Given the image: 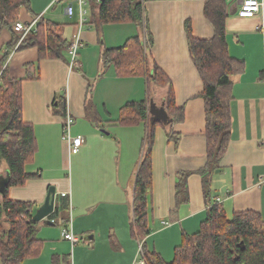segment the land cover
<instances>
[{"label":"crops","instance_id":"0c3cea01","mask_svg":"<svg viewBox=\"0 0 264 264\" xmlns=\"http://www.w3.org/2000/svg\"><path fill=\"white\" fill-rule=\"evenodd\" d=\"M27 1L28 8L21 9L26 13L21 16L20 10L16 21L29 24L41 17L64 25L62 38L71 43L78 34L81 45L74 69L68 67L67 53L64 61L38 62L35 48L14 50V46L9 52L7 71L11 79L23 81L22 118L33 127L37 143L33 163L26 171L38 172L39 177L23 187L10 188L8 196L14 201L35 204L37 209L46 190L53 185L56 208L62 199L69 206L67 212L59 211L56 216L61 228L52 223L58 229L40 230L41 224L37 225L40 251L22 264H138L141 245L130 227L142 139L152 117L148 113L147 125L119 126L112 122L128 102L147 98L148 106L153 103L165 109L167 90L153 87L147 92L144 78L117 77L113 66L104 68L100 59L106 49L119 48L136 36L147 46L150 65H156L169 79L174 104L183 108L184 115L181 123L171 120L170 124L154 127L145 249L170 262L174 250L185 237L197 232L207 208L214 204L220 205L228 217L233 212L249 210L264 220V44L257 31L262 21L260 15L240 18L235 14L240 0H224L227 51L243 63L244 70L231 78L230 140L219 169L207 176L205 199L200 172L207 163L204 104L200 97L203 84L189 57L185 25L189 22L195 38L207 40L213 36V28L203 16L207 0L148 2L142 26L98 24L97 3L92 0L95 5L88 3L86 21L80 30L77 7L73 16L65 13L74 0H63L64 4L55 0ZM56 5L60 6L59 13ZM8 34L2 56L12 38ZM61 98L65 100V114L75 122L70 134L83 140L76 154H69L61 142L63 118L51 108ZM67 157L69 164L65 165ZM184 174L188 200L176 207L175 188ZM1 178H6V171ZM174 209L175 214L171 213ZM171 216L176 221H169ZM67 225L78 239L74 245L62 237Z\"/></svg>","mask_w":264,"mask_h":264},{"label":"trees","instance_id":"16d2710c","mask_svg":"<svg viewBox=\"0 0 264 264\" xmlns=\"http://www.w3.org/2000/svg\"><path fill=\"white\" fill-rule=\"evenodd\" d=\"M162 0H103L97 4L98 24L133 23L142 26L145 4ZM22 8H28L27 0H0V34L8 31L12 38L6 44L0 59V176L6 171L7 182L0 191V262L1 264H22L25 259L35 257L41 247L36 237L38 223L32 222L35 204L11 200L10 188L23 187L27 181L39 177L26 171L37 151V143L31 124L25 122L21 111V83L9 77L6 62L9 52L17 44L18 36L12 25ZM203 16L213 28L210 39L195 38L186 23L189 57L203 84L200 97L204 104V135L207 163L201 176L203 195L208 197V175L219 169V163L227 151L231 118L229 104L232 100L231 78L241 74L244 65L229 56L225 39L227 5L224 0H207ZM64 25L38 18L35 31L28 35L18 49L35 48L38 62L45 59L65 60L70 43L62 38ZM145 46L140 37L128 39L123 46L106 49L101 54L104 68L113 66L117 77H142L146 90L153 87L166 88L165 111L174 123L183 121V108L174 104L169 79L156 65H150ZM55 107L65 114V100L61 98ZM148 99L128 102L120 108L119 117L112 122L119 126L147 125ZM161 124L154 121L148 125L150 136L145 140L134 187L133 222L130 230L141 245L144 264H264V220L254 211L233 212L228 217L220 205H210L205 218L194 234L185 237L174 250V257L166 262L153 251L148 252L144 239L149 235L146 219L147 195L151 187V150L154 127ZM175 188V206L188 200L185 178ZM68 201L62 199L59 208L48 218L55 224L59 211L67 212ZM176 213L175 209L171 212ZM171 216L169 221H176ZM66 220V219H65ZM64 220V221H65Z\"/></svg>","mask_w":264,"mask_h":264},{"label":"built area","instance_id":"2783aa9c","mask_svg":"<svg viewBox=\"0 0 264 264\" xmlns=\"http://www.w3.org/2000/svg\"><path fill=\"white\" fill-rule=\"evenodd\" d=\"M61 0H55V2H59ZM101 0H95L98 4ZM74 4L77 7L78 12V30H80L83 25L85 24V17L87 15V7L88 2L86 0H74ZM264 0H240L238 8L235 14L240 18H251L256 15H260L262 17V21L257 26V31L261 35L264 44ZM65 13L67 16L74 15V7L69 5L65 8ZM37 23V19H35L31 23H23L20 21H15L12 25L13 31L18 36L17 44L15 45V49H18L21 45L22 41L35 29ZM80 43L78 40V34L73 36V41L70 43V48L67 52L69 59H70V68L77 66L76 56L77 50L80 47ZM10 55V54H9ZM9 58V57H8ZM7 65V64H6ZM1 77V72H0ZM72 125L71 116L65 114L63 119V126H62V140L66 142L67 151L69 154H76L79 151L80 146L83 143V140L80 136L72 137L70 134V129ZM62 197H65L66 194H61ZM62 237L64 240L68 241L70 244L74 245L78 242V239L72 234L69 226L67 225L65 229L62 231ZM139 252L141 253V248H139ZM138 264H144V260L142 257V253L140 256V260Z\"/></svg>","mask_w":264,"mask_h":264},{"label":"water","instance_id":"95a60500","mask_svg":"<svg viewBox=\"0 0 264 264\" xmlns=\"http://www.w3.org/2000/svg\"><path fill=\"white\" fill-rule=\"evenodd\" d=\"M103 0H101L102 2ZM148 113L152 117L150 119L151 124L154 121H162L161 123H171V119L167 115L165 109L163 106L157 107L153 103H150L148 106ZM217 172V171H216ZM7 182V178H1L0 176V191L2 192L5 184ZM56 194H55V188L49 187L45 196V199L43 203L35 210L33 216H32V222L34 223H40L43 220L48 219L56 209ZM52 221L49 220L48 225H52Z\"/></svg>","mask_w":264,"mask_h":264},{"label":"rangeland","instance_id":"374dc122","mask_svg":"<svg viewBox=\"0 0 264 264\" xmlns=\"http://www.w3.org/2000/svg\"><path fill=\"white\" fill-rule=\"evenodd\" d=\"M87 2H88V0H86ZM69 2H72V1H69ZM59 3H61V4H64L65 3V1H63V0H61V1H59ZM88 3H90L92 6H94L95 4H94V2L92 1V0H90V2H88ZM73 4V7L74 8H76V6H75V4L74 3H72ZM67 5V4H66ZM57 6V8H58V13L60 12V6L59 5H56ZM59 6V7H58ZM76 10V9H75ZM51 12H52V10H51ZM25 14L26 12H25V10H21V16H22V14ZM28 16V15H27ZM75 18H76V14H75V16H74ZM85 19H86V17H85ZM68 27H69V25H67ZM66 37H69V34H66ZM7 39H9V34H8V32L7 31H3L2 33H1V35H0V58H1V56H2V53H3V51H4V46H3V44L4 43H6V40ZM11 40V39H10ZM6 64H7V66L9 65V58H8V60H7V62H6ZM69 65H70V59H69V61H68V67H69ZM75 67H73L72 69H74ZM8 69H9V66H8ZM71 69V68H70ZM69 72H71V71H69ZM91 84L89 83V87H88V96H89V91L91 90V86H90ZM66 89L64 88V90H63V95H66ZM62 95V94H61ZM88 98V97H87ZM51 108L53 109V111L56 113V115L58 116V117H60V118H63L64 119V116L62 117V115H61V112H60V108L59 107H52L51 106ZM72 119V118H71ZM75 125V122H74V120L72 119V125H71V127H73ZM62 126H63V123H62ZM72 136V135H71ZM150 136V127H149V129L146 131V135L143 137V139H142V148H141V156H142V154H143V149H144V147H145V140H146V138H148ZM60 138H61V142H63V144H64V146L66 147V149H67V145H66V142L65 141H63L62 140V131H61V134H60ZM67 159V161L65 162V165H68L69 164V162H68V157L66 158ZM141 159V158H140ZM28 170V169H27ZM216 171V170H215ZM214 171V172H215ZM50 173H52V171L50 172ZM3 174V173H2ZM49 187H54L53 185H50ZM48 187V188H49ZM47 191V190H46ZM65 217H68L69 218V215L68 216H66L65 215ZM67 218V219H68ZM56 221V220H55ZM48 222H49V220L48 219H46V220H43L42 222H40V223H38V224H41L40 225V227H42V228H40L39 226V228H40V230H46L47 228H49V229H58V228H61V224H60V222L59 221H56V223L54 224V225H56V227H58V228H54V226L52 227V226H50V227H46L47 225H48ZM49 226V225H48ZM40 230H37V233H36V237H37V235L39 236L40 235ZM61 231V230H60ZM140 257V256H139Z\"/></svg>","mask_w":264,"mask_h":264}]
</instances>
